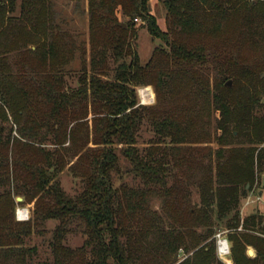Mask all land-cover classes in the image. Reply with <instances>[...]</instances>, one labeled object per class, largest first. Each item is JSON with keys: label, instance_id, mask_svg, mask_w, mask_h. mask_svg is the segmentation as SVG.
Instances as JSON below:
<instances>
[{"label": "trees", "instance_id": "trees-1", "mask_svg": "<svg viewBox=\"0 0 264 264\" xmlns=\"http://www.w3.org/2000/svg\"><path fill=\"white\" fill-rule=\"evenodd\" d=\"M147 1L89 0L88 41H82L52 21L46 0H0L5 43L0 44V119L10 115L16 127L11 139L0 125V264H172L179 247L188 251L181 231L185 217L205 219L215 210L218 220L232 213L226 229L239 225L238 198L253 182V161L264 157L259 149L254 158V146L264 140L259 100L264 95V0H157L169 24L164 31ZM118 10L128 18L123 27ZM215 18L217 25L236 19L260 56L249 65L231 62L248 85L213 88L210 104L219 118L212 140L219 147H182L201 143L189 131L188 102L175 109L137 105L135 88L151 77L157 91L169 78L167 84L178 90L208 92L191 65L201 55L170 35L201 34ZM136 22L159 41L144 65L133 49ZM181 62L189 68H168ZM75 71L79 84L72 88L66 78ZM144 119L151 122L154 139L140 148L136 136ZM240 136L249 144L246 150L232 146ZM184 164L202 172L195 181L200 204L207 207L201 215L180 206L178 175ZM65 171L78 179V194L60 188ZM127 175L139 184H126ZM13 195L22 204L33 202L28 221L15 220ZM151 200H160L164 216L151 208ZM164 219L170 227H161ZM46 220L57 226L49 239L52 260L40 263L32 258L35 246L27 243ZM243 228L261 237L229 234L234 263L264 264V216L245 218ZM73 230L85 237L88 260L64 244ZM210 235L202 230L195 246ZM246 245L255 249V258L244 255ZM209 252L199 247L187 264H195L198 254L206 264Z\"/></svg>", "mask_w": 264, "mask_h": 264}, {"label": "rangeland", "instance_id": "rangeland-1", "mask_svg": "<svg viewBox=\"0 0 264 264\" xmlns=\"http://www.w3.org/2000/svg\"><path fill=\"white\" fill-rule=\"evenodd\" d=\"M48 8H50V12L52 15V21L61 25L62 28L67 29L70 33L76 35L77 40L88 41V16H89V0H46ZM256 0H251V3H255ZM147 6L149 8V13L152 15L159 27L164 31L166 30L167 22L165 20V10L163 5H161L157 0H148ZM239 11V10H238ZM242 11V10H241ZM240 11V12H241ZM117 17L119 21L123 24L128 20L127 17H122L121 12L116 11ZM239 17V16H238ZM218 19H214V21L209 20V25L205 32H200L201 34H172L171 38L176 40H181L187 47L190 46L189 49L194 50L196 54H200L198 61H192V68L198 71L197 75L201 81H204L205 88L209 87L208 92H200L196 89V87H192L191 89L188 87L184 90H178V88H174L172 84H167L169 78H164L165 83L162 85H158V91L155 89L154 80L148 78L144 84L141 86H137L136 95H137V105H144L146 107H161L162 109H175L180 106L179 103H187L186 107L188 110V115L190 120H192V124L190 125L189 131L191 133V137H196L197 139H201V143H193V144H182V147H192L193 146H210L213 150L217 149L219 146L214 142L213 136H215V124L219 118L218 113L213 111V107L210 104L212 99L213 88L216 84L227 85L230 82V87L234 88V90L239 89L242 85H248V79L244 77H239L236 74L235 65H232L233 60L238 59L241 63H245L249 65L250 61H253L257 57L259 58L260 54L257 53V48L248 44V38L241 35V31H239V27L237 26V20L233 21V18L229 19L230 21H222L217 22ZM144 23V22H142ZM208 24V23H207ZM206 24V25H207ZM135 37L133 38V49L135 55L137 56L138 63L140 65H144L150 58L154 49L159 44V41L156 39H152L150 34L148 33L146 25L140 24V22H136L135 25ZM171 34V33H170ZM0 39V44L1 43ZM164 53H168V49H163ZM163 54V53H162ZM163 56V55H162ZM161 56V57H162ZM186 63V62H185ZM180 65H172L169 64L168 68H187L184 65V62L179 63ZM112 66V62L109 61V66ZM79 76L80 74L75 71L73 75L67 76L66 81L69 86L75 88L79 84ZM264 76V73L263 75ZM202 83V85H204ZM195 86V85H193ZM172 87V88H171ZM141 88H149L152 91L153 96L151 99L146 102H142L139 96V89ZM259 100L264 104V95L259 96ZM185 105V104H183ZM91 117V116H90ZM89 117V118H90ZM0 125L4 127L5 134H9L11 139L15 136V125L12 124L10 115L8 116V120H1ZM234 126L229 125L228 131H232ZM236 135V132L233 131ZM218 134V132H217ZM137 146L143 148V146L147 145L153 138V128L151 122L147 119L143 120L142 125L140 126L137 136ZM203 140V141H202ZM211 141V143L206 144L205 142ZM232 146L236 148H240L241 150H246L249 147L246 139L243 136L237 137ZM256 149L254 153V158L257 156V152L260 149V152L264 154V140L257 146H254ZM253 173L254 179L251 186L246 184V189L241 196L238 198V205L236 208L237 217L239 219V225L236 228L226 229L225 223L228 221V218L231 217L232 213H229L226 219L218 220L216 217L215 210L211 212L209 217L205 219L199 218H184L186 222V229L183 231L182 237H184V242L187 245L188 251H185L184 248L179 247L176 253L171 257L172 264H187L191 263L194 259L195 251L205 245L209 247L210 254L207 257L206 264H235L234 259L231 253L232 243L229 240V234H251L257 237H261V235L251 232L250 230L243 228V220L245 218L251 216H264V207H262L264 202L257 200V195L261 189H263L264 184V157L262 160H254L253 161ZM181 169L183 173L178 175L179 186V196H180V206L184 210L192 209L194 213L201 215L202 211L206 210V206H202L200 204V199L197 192L196 179L201 176L202 172H191L188 164H184ZM124 182L132 186H136L139 184L138 181H134L130 176H126L124 178ZM173 181L172 178L167 180L166 186L170 187ZM60 188L64 190L66 193L70 195H76L81 191V186L78 179H74L70 176L66 171L62 172L59 177ZM250 187V188H249ZM17 197L13 195V204H14V218L18 222L28 221L31 217L33 210V202L28 204H22L21 201H17ZM21 198V197H20ZM22 199V198H21ZM150 202L151 208L162 213L161 203L157 200H151ZM24 211V216L19 215V211ZM235 211V212H236ZM164 216V211H163ZM163 224L161 227L168 228L170 227L168 221L166 219L163 220ZM57 226L56 221L46 220L43 225L38 227L36 231L33 232L31 237L28 240L27 246H35L36 254L33 255L34 261L37 262H45L46 260H52L50 247H49V239L51 237L53 229ZM180 228V225L176 226ZM182 229V228H180ZM211 231V235L208 239L195 246V242L198 241V234L201 233L202 230ZM217 234L222 236V238L226 239L229 245V255L226 257H221L216 253V245H217ZM148 238V234L146 235ZM85 237L81 234L80 231L70 232L66 235L64 239V244L73 251H79L78 254L84 257V260H88L90 258L88 254V250L83 248ZM195 247V248H193ZM249 251L253 253H249ZM245 256L247 258H255L257 252L251 245H246ZM202 256V255H201ZM199 254L196 255L195 264L202 263L200 262L201 257ZM203 264V263H202Z\"/></svg>", "mask_w": 264, "mask_h": 264}, {"label": "built area", "instance_id": "built-area-1", "mask_svg": "<svg viewBox=\"0 0 264 264\" xmlns=\"http://www.w3.org/2000/svg\"><path fill=\"white\" fill-rule=\"evenodd\" d=\"M139 93V92H138ZM217 236L216 253L221 257L229 255V245L226 239L222 238L219 234Z\"/></svg>", "mask_w": 264, "mask_h": 264}, {"label": "bare ground", "instance_id": "bare-ground-1", "mask_svg": "<svg viewBox=\"0 0 264 264\" xmlns=\"http://www.w3.org/2000/svg\"><path fill=\"white\" fill-rule=\"evenodd\" d=\"M150 95L153 96L151 89H149V88H141V89H139V96H140V99H141L142 102H146L148 99L150 100L151 99ZM18 213H19V215H23L24 211L20 210Z\"/></svg>", "mask_w": 264, "mask_h": 264}, {"label": "crops", "instance_id": "crops-1", "mask_svg": "<svg viewBox=\"0 0 264 264\" xmlns=\"http://www.w3.org/2000/svg\"><path fill=\"white\" fill-rule=\"evenodd\" d=\"M263 196H264V186H263V189H261L260 192L258 193L257 200L263 202ZM263 204H264V202H263ZM262 207H264V205H262Z\"/></svg>", "mask_w": 264, "mask_h": 264}, {"label": "water", "instance_id": "water-1", "mask_svg": "<svg viewBox=\"0 0 264 264\" xmlns=\"http://www.w3.org/2000/svg\"><path fill=\"white\" fill-rule=\"evenodd\" d=\"M123 26H125V24H123L122 27ZM227 85L230 86V82H228ZM263 102H264V100H263ZM16 199H17V201H21L22 200L20 197H17ZM249 253H252V252L249 251Z\"/></svg>", "mask_w": 264, "mask_h": 264}]
</instances>
